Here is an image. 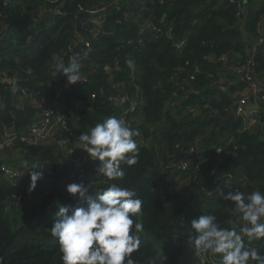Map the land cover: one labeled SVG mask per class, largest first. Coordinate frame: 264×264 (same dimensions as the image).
I'll return each instance as SVG.
<instances>
[{"label":"trees","instance_id":"16d2710c","mask_svg":"<svg viewBox=\"0 0 264 264\" xmlns=\"http://www.w3.org/2000/svg\"><path fill=\"white\" fill-rule=\"evenodd\" d=\"M249 2L0 0V96L4 100L0 126L14 125L23 132L41 114L37 99L45 98L46 106L59 107L62 96L69 92L66 113L77 135L90 132L96 123L117 112L108 103L109 96L117 91L109 80L111 75L116 82H128L129 91H134L137 83L144 103L141 113H136L143 122L135 117L127 122L139 132L134 139L140 155L135 166L122 164L126 173L122 181L100 176L98 160L87 165L85 175L68 163H58L52 142L47 148L32 149L29 159L47 160V163L43 179L29 192L30 176L9 181L3 177L1 168L8 162L0 159V264H63L58 240L50 230L58 219L59 206L67 207L69 214L77 207L87 206L86 198L81 199L78 194L72 197L67 192L71 183H83L89 188L86 197L92 199L112 183L137 192L143 201L138 219L144 229L142 247L133 253L136 264H186L183 248L185 244L189 246L191 221L204 213L216 215L223 227L236 222L239 214L221 192L236 189L245 193L264 192L263 132L254 135L242 131L241 119L228 110L237 99L233 97L236 85L229 86L227 92L220 88L224 83L222 76L235 78V67H244L250 57L248 52L258 40L264 20V0L258 7L253 5L255 0ZM94 19L101 23L97 29L91 24ZM147 21L152 22V27L146 25ZM153 26L161 31L155 32ZM169 27L174 28L177 37L187 38L185 49L172 48L166 37ZM80 37L90 42L89 58L81 68L89 81L65 91L67 78L57 74V64L67 59L71 45L74 51H79L76 41ZM222 56L229 60H220ZM130 59L135 61V71L126 63ZM96 65L99 68L94 70ZM117 65L119 70H115ZM106 66L111 68L110 73H106ZM179 66L182 73L177 75L175 69ZM251 69L264 89V42L255 52ZM193 73L195 77L190 79ZM4 76L9 80H1ZM239 82L237 85L245 91V83ZM14 85L20 89L15 94ZM182 88L192 92L183 94ZM176 89L184 97V105L208 103L218 112L210 116L203 111L199 117L178 118L170 108H165ZM94 93L97 98L92 96ZM261 105L264 109V103ZM260 117L264 122V111ZM159 121L170 125L164 134L169 165L162 160L159 165L156 150L143 143V138H149L147 130ZM201 134L202 151L188 155L184 149L193 145ZM55 136L59 138L60 134ZM221 136H233L234 140L227 144L221 141ZM14 142L19 146L18 141ZM177 143L183 147L176 146ZM217 146L223 148L219 153ZM171 154H175L174 158H170ZM185 160L190 161L192 168L179 167ZM197 161H201L199 171L193 167ZM169 166L186 177L181 191L167 189L168 185L172 189L175 183L169 180ZM33 212L43 214L35 219ZM177 234H181L179 244H174L172 239ZM245 243L249 242L245 240ZM251 246L264 255V239L252 241ZM189 249L195 253V249L190 246ZM213 262L219 264V257H214Z\"/></svg>","mask_w":264,"mask_h":264},{"label":"clouds","instance_id":"9594fccd","mask_svg":"<svg viewBox=\"0 0 264 264\" xmlns=\"http://www.w3.org/2000/svg\"><path fill=\"white\" fill-rule=\"evenodd\" d=\"M126 63L135 71L134 60ZM57 68L67 77L69 85L85 79L81 74L79 55L71 57L67 66L58 63ZM18 91L19 86L14 85L12 92ZM138 135L139 132L123 119L113 115L96 123L90 132H83L78 139L86 145L84 149L91 158L100 162L97 170L100 176L122 181L126 175L122 164L132 167L139 161L140 149L134 139ZM19 147L24 159L32 162L31 166L27 162L23 165L31 167L25 171V176H30L29 192H32L44 173L37 171L41 167L29 159L30 147L20 142ZM88 191L83 183L67 185V192L72 197L78 194L81 199L86 198L87 206L77 207L71 214L67 207L59 206L58 219L50 229L51 235L58 240L63 264H136L133 253H138L142 247L144 229L138 219L142 215V199L136 191L117 183L106 187L102 194L98 192L96 199L86 197ZM221 196L231 202L239 214L236 222L231 227H223L216 215H200L191 221L189 246L195 249L196 255L218 256L219 264H264V255L251 246L252 241L264 239V192L245 193L236 189L221 192ZM245 240L249 243L246 244Z\"/></svg>","mask_w":264,"mask_h":264},{"label":"built area","instance_id":"2783aa9c","mask_svg":"<svg viewBox=\"0 0 264 264\" xmlns=\"http://www.w3.org/2000/svg\"><path fill=\"white\" fill-rule=\"evenodd\" d=\"M234 1V0H232ZM101 19V18H99ZM99 19H94L91 21V24L94 23L96 25V29L101 24ZM148 24V27H152V22H146V25ZM155 32H160V28L157 26H153ZM95 29V28H94ZM93 29V30H94ZM96 34H98L99 31H95ZM174 28L169 27L166 37L169 40L172 48L176 51H181L186 48L187 44V38H180L177 37L176 33H174ZM264 42V38H259L255 42V46L248 52L250 54L249 59L246 61L244 67H235L234 72L236 74V77L231 79L227 77V74H225L224 80L221 81L224 82L220 85V88L222 91H228L229 86L231 85H237L241 81V83H245V93L239 94L232 106L230 104V108L228 110H232V115H234L236 118L241 119L242 121V131H252L255 125L257 124H263L264 122H261L260 114L262 111H264L261 103H264V89L262 86L259 85L257 82L255 76L253 75V70L251 69V66L253 64V59L255 52L258 49V46ZM77 43V48L79 51H74L73 46L71 45L69 47L70 53L65 61H62V63L67 66L70 63V59L73 56L79 55L80 57V63L81 68L82 66L85 67V60L88 59L89 50H90V42L84 40L83 38H79ZM87 53L85 56L84 54ZM220 60L227 61L229 58L227 56L220 57ZM187 65L189 62L186 63ZM99 68V65H96L93 67L94 70H97ZM119 70V65L115 67V70ZM85 69H81V71H84ZM176 74H180L181 67H176ZM106 73H110L111 68L109 66L105 67ZM195 71H199V69L196 67ZM57 74L64 75L62 72L59 73V69L57 68ZM82 77L85 79L82 82H78L75 85H83L86 84L89 81V77L87 74H84L81 72ZM195 74H191V78L193 79ZM67 78V77H66ZM174 78V76H172ZM1 80L8 81V77L4 76L1 77ZM109 80L112 83L113 88L115 87V91L113 95L109 96L108 103L109 106L114 107L117 109V112L112 115H115L117 118L123 119L126 124L129 120L133 119L134 117L138 119V121L143 122V118L140 116H136V113H141L144 103H143V95L141 92L140 86L135 83L134 84V91H129L128 85L129 83L126 81H119L116 82L114 80V75L109 76ZM227 82V84H225ZM64 90H71L72 85H69L66 81L63 85ZM183 94H190L192 92L191 89H185L182 88ZM69 93V92H66ZM66 93L62 96V101L58 106H52L49 107L46 106L47 102L45 98H39L36 100V105L41 109V114L38 115L32 124H30L28 127H24L23 132H18L16 126L12 125V127L5 128L0 126V159L3 158V151L4 149L11 146L14 141H18L21 144H26L30 147L31 153L32 149H42L43 147L47 148L50 143L55 142V155L58 157V163H68L73 166L74 170L77 171L80 175L86 174V167L88 164L93 163L96 164L97 160H94L91 158L90 154L87 153V151L84 149L86 145L82 144L79 141V136L76 133V130L74 128L73 122L71 121V117L66 113V109L69 108L70 105V99L66 96ZM93 97L97 98V94L94 93L92 95ZM184 97L180 96V92L178 89L173 91L172 96L166 101V110L169 108L171 111H174L175 109H178L177 117H183V116H189L191 118L199 117L201 116V113L203 111H206L207 114L210 116L214 115L213 112H218L213 109V107L206 103L203 105L199 104H191L186 103L184 105ZM4 100H2V97L0 96V107H3ZM182 105V107H181ZM166 112V111H165ZM128 125V124H127ZM56 134H60V137L58 138L55 136ZM200 138H202V135H199ZM233 136L231 137H224V139H221V141H226V143L233 142ZM149 138H143V143L148 145ZM198 138L196 142L193 145L188 146L184 149V151L190 155L195 156L198 155L202 149H200L201 143H197ZM9 142H12L10 145H8ZM8 145V147H7ZM179 145L180 147H183L179 143L176 144V146ZM221 146H217L216 150L219 152L222 151ZM42 151V150H41ZM218 152V153H219ZM175 154H171L170 158H174ZM28 161L26 159L22 160V164ZM30 162V161H29ZM47 163V160H39L36 159L34 161V164L37 167V171H41L44 173L45 164ZM29 164V163H28ZM201 161H197L194 164L195 170L199 171L201 169ZM18 166L14 167L9 164L3 163L1 165L3 174L10 180L18 179L25 176V171L29 169V167L25 168L24 166ZM32 165V162H31ZM30 165V166H31ZM179 167L183 168L184 170L192 168V165H190L189 160L182 161L179 165ZM31 168V167H30ZM19 198V197H18ZM258 241V240H257ZM174 244H179V241L177 238H174L173 240ZM196 255V254H195ZM197 263L196 264H208L211 262L214 264V257H211L210 259H205V254H199L196 255Z\"/></svg>","mask_w":264,"mask_h":264},{"label":"rangeland","instance_id":"374dc122","mask_svg":"<svg viewBox=\"0 0 264 264\" xmlns=\"http://www.w3.org/2000/svg\"><path fill=\"white\" fill-rule=\"evenodd\" d=\"M246 3L249 4L250 3L249 0H247ZM260 4H261V2L253 3V5L255 7H258ZM263 32H264V30H263ZM261 38H264V37H261ZM223 81H226V80H224V78H223ZM172 113L173 114H177L178 113V109H175L174 111H172ZM169 127H170V125L166 121H159L156 124H153L147 130V133L149 134L148 135V137H149L148 143L150 145H152L154 150H156V156H157L156 159H157L159 165L161 164L160 163L161 160L165 164L169 165V159L167 158V150H165L166 147H167V143H166L165 138H164V134L166 132H168ZM201 135H202V138H200L198 136V141H197L198 144H200L202 142V140H203V134H201ZM221 139H224V136H221ZM11 143L12 142H9L8 145H10ZM16 148L21 150V148L19 146H16L15 144L13 146H9L8 148H6V150L4 149L3 158H5L6 161L8 162V163H5V164L20 165V166L23 165L21 159H24V154L21 151V156L19 157L18 154L15 152ZM165 160H168V161H165ZM9 162H12V164L9 163ZM169 169L171 170V173L169 174V180L170 181L172 180L175 183H173L172 189L170 188V185L167 186V189H169L171 192L181 191L182 189H184V186H185L184 183H186V177H184L183 174L178 172L175 169V167H170L169 166ZM29 170H30V168H29ZM161 170L165 172L166 169H165V167H162ZM3 177L7 178L4 175H3ZM9 181H11V180H9ZM164 202H165L166 205L168 204L167 200H165ZM180 236H181V234H177L176 236L173 237V239L170 238L169 240L170 241H171V239L174 240V238H177L179 240ZM180 248L182 249L181 245H180ZM183 249H184L185 255H186L187 252H189L190 254H192V256L194 258H196L195 253L192 250L189 249V246L187 244H185V248H183ZM211 257H213V256L205 254V259L206 260L210 259ZM185 259H186V256H185ZM186 264H187V261H186Z\"/></svg>","mask_w":264,"mask_h":264},{"label":"water","instance_id":"95a60500","mask_svg":"<svg viewBox=\"0 0 264 264\" xmlns=\"http://www.w3.org/2000/svg\"><path fill=\"white\" fill-rule=\"evenodd\" d=\"M244 2L246 3L247 0H244ZM264 125L263 124H257L255 125V127L253 128V130L250 132L251 134L257 135L259 132L264 131ZM43 212H33V216L35 219H38L42 216ZM186 261L187 264H196L197 263V259L194 258L192 256V254H190L189 252L186 253Z\"/></svg>","mask_w":264,"mask_h":264},{"label":"crops","instance_id":"0c3cea01","mask_svg":"<svg viewBox=\"0 0 264 264\" xmlns=\"http://www.w3.org/2000/svg\"><path fill=\"white\" fill-rule=\"evenodd\" d=\"M259 2H261V0H255V2L254 3H259ZM264 21V20H263ZM263 24H262V26H261V28L259 29V37L258 38H261V37H264L263 35H264V32H263V30H264V22H262ZM231 59H233V58H231ZM234 88H236L235 89V91L233 92V97H235V95L238 93V94H243V93H245V91H244V89L242 88V87H240L239 85H236V86H234ZM264 130V129H263ZM261 132H263V136H264V131H261ZM21 150L20 149H18V148H16L15 149V152L18 154V156L20 157L21 156V152H20ZM28 163H29V166L31 165V162H29L28 161ZM12 166H14L15 167V165H12ZM30 168V167H29Z\"/></svg>","mask_w":264,"mask_h":264}]
</instances>
